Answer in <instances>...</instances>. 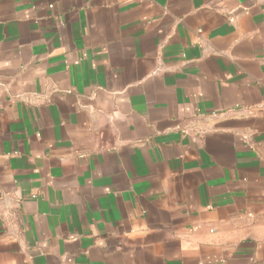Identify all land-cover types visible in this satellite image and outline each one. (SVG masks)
<instances>
[{"label": "crops", "instance_id": "0c3cea01", "mask_svg": "<svg viewBox=\"0 0 264 264\" xmlns=\"http://www.w3.org/2000/svg\"><path fill=\"white\" fill-rule=\"evenodd\" d=\"M0 264H264V0H0Z\"/></svg>", "mask_w": 264, "mask_h": 264}, {"label": "built area", "instance_id": "2783aa9c", "mask_svg": "<svg viewBox=\"0 0 264 264\" xmlns=\"http://www.w3.org/2000/svg\"><path fill=\"white\" fill-rule=\"evenodd\" d=\"M52 7V6H51ZM231 21H233L234 19L233 18H230Z\"/></svg>", "mask_w": 264, "mask_h": 264}]
</instances>
